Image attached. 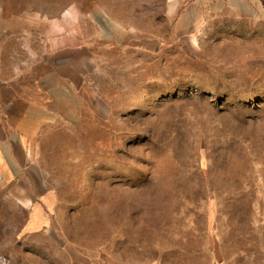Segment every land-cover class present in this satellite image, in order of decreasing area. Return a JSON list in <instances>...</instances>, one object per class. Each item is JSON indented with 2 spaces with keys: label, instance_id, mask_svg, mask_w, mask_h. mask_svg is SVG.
I'll return each mask as SVG.
<instances>
[{
  "label": "rangeland",
  "instance_id": "obj_1",
  "mask_svg": "<svg viewBox=\"0 0 264 264\" xmlns=\"http://www.w3.org/2000/svg\"><path fill=\"white\" fill-rule=\"evenodd\" d=\"M10 89L0 264H264V0H0Z\"/></svg>",
  "mask_w": 264,
  "mask_h": 264
},
{
  "label": "crops",
  "instance_id": "obj_2",
  "mask_svg": "<svg viewBox=\"0 0 264 264\" xmlns=\"http://www.w3.org/2000/svg\"><path fill=\"white\" fill-rule=\"evenodd\" d=\"M11 90H7L6 93L0 92V146H14L13 141L16 137H10L9 133L19 131L23 135L21 139L24 148L30 147L28 141H31L33 131L45 118L55 113L58 98L42 90V97L43 94L45 97L36 102L35 99H28L30 97L26 95L18 97Z\"/></svg>",
  "mask_w": 264,
  "mask_h": 264
}]
</instances>
